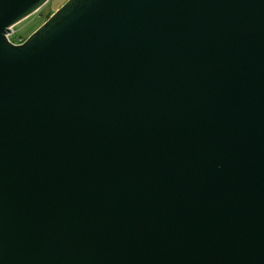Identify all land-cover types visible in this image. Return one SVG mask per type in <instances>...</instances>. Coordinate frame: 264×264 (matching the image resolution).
Instances as JSON below:
<instances>
[{
	"label": "water",
	"instance_id": "obj_1",
	"mask_svg": "<svg viewBox=\"0 0 264 264\" xmlns=\"http://www.w3.org/2000/svg\"><path fill=\"white\" fill-rule=\"evenodd\" d=\"M0 0V264H264V0Z\"/></svg>",
	"mask_w": 264,
	"mask_h": 264
},
{
	"label": "rangeland",
	"instance_id": "obj_2",
	"mask_svg": "<svg viewBox=\"0 0 264 264\" xmlns=\"http://www.w3.org/2000/svg\"><path fill=\"white\" fill-rule=\"evenodd\" d=\"M66 1L67 0H50L35 14L13 26L8 37L9 40L16 43L20 41L24 42Z\"/></svg>",
	"mask_w": 264,
	"mask_h": 264
},
{
	"label": "built area",
	"instance_id": "obj_3",
	"mask_svg": "<svg viewBox=\"0 0 264 264\" xmlns=\"http://www.w3.org/2000/svg\"><path fill=\"white\" fill-rule=\"evenodd\" d=\"M14 44H21L20 42L16 43V42H13Z\"/></svg>",
	"mask_w": 264,
	"mask_h": 264
},
{
	"label": "trees",
	"instance_id": "obj_4",
	"mask_svg": "<svg viewBox=\"0 0 264 264\" xmlns=\"http://www.w3.org/2000/svg\"><path fill=\"white\" fill-rule=\"evenodd\" d=\"M12 42V41H11ZM20 43H22V41H20Z\"/></svg>",
	"mask_w": 264,
	"mask_h": 264
}]
</instances>
